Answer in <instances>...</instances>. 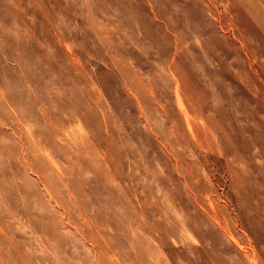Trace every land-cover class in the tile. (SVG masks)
Masks as SVG:
<instances>
[{"label": "rangeland", "instance_id": "obj_1", "mask_svg": "<svg viewBox=\"0 0 264 264\" xmlns=\"http://www.w3.org/2000/svg\"><path fill=\"white\" fill-rule=\"evenodd\" d=\"M251 1L0 0V264H264Z\"/></svg>", "mask_w": 264, "mask_h": 264}, {"label": "bare ground", "instance_id": "obj_2", "mask_svg": "<svg viewBox=\"0 0 264 264\" xmlns=\"http://www.w3.org/2000/svg\"><path fill=\"white\" fill-rule=\"evenodd\" d=\"M249 5H251L250 11L253 12L252 18L254 17L255 19H257L259 21V26H260L259 27V31L264 36V4H261L259 2V0H253V1H251L249 3ZM80 135H81V137L78 139L79 151L82 152V153H85L91 159L92 162H91V164L89 163V165L91 167H93V170L95 171V156L91 152V150H92L91 147L92 146L87 140H85L83 138V133L81 132V130H80ZM70 138L72 140L74 139V133L71 134ZM103 155H105V154H103ZM78 162L82 165V161L81 160H79Z\"/></svg>", "mask_w": 264, "mask_h": 264}]
</instances>
